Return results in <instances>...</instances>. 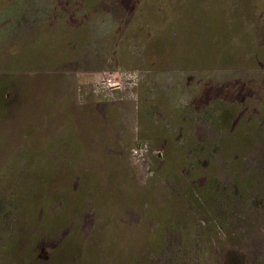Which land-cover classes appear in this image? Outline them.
Instances as JSON below:
<instances>
[{"label":"rangeland","instance_id":"374dc122","mask_svg":"<svg viewBox=\"0 0 264 264\" xmlns=\"http://www.w3.org/2000/svg\"><path fill=\"white\" fill-rule=\"evenodd\" d=\"M261 110L264 0H0V197L22 216L17 229L10 213L1 221L0 264H264V202H248L264 195L263 142L247 165L263 182L241 199L195 180L190 149L223 134L210 115L250 118L254 132ZM143 128L169 136V154ZM210 163L207 177L232 185L220 157ZM58 181L77 204L66 194L25 218L28 199L60 198ZM193 185L220 192L216 203L169 228L165 213L186 211Z\"/></svg>","mask_w":264,"mask_h":264},{"label":"trees","instance_id":"16d2710c","mask_svg":"<svg viewBox=\"0 0 264 264\" xmlns=\"http://www.w3.org/2000/svg\"><path fill=\"white\" fill-rule=\"evenodd\" d=\"M261 111L262 112H261L260 122H262V124L259 125V127L254 132H249V130H248V132H246L243 129L244 125L246 127H250L251 130L254 126H256V125H254L252 127V124L255 120H250V118H247V121L240 123L241 120H238L235 122L234 119L232 118V119L226 121V120H224L225 117H223V121L219 122V121L215 120L216 118H215L214 114L210 115L209 119L211 118V121H213V122H210L209 119H208V121L212 124L213 127L217 128L218 132L223 131V134L218 136V137L208 136V138H207L208 146H203L205 148H202V150H201V146H198L195 144L191 146L190 149L193 152V154L197 153L199 155V158L197 161L198 167L196 170H198V168H199L198 171L200 172V174H199V176H197V178L195 180L199 181L201 179H205V180L209 179V181L207 182L208 185L213 183V186H214L213 189L218 190L220 192H221V189L223 191L225 190L224 192L226 194L228 193V195L232 189L231 187L234 186V187H236V192L234 194L237 197H239V199H241L240 198L241 194H245L249 189H250V191H249V193H250L251 189L255 190L256 187H259V185H256L255 182H263V180L261 179V176H259L260 173L256 172L258 174H255L252 171L250 172L248 170L249 167H247V165H248V160H253V156L251 154L252 151L248 148V146L250 144H252V145L256 144L257 141H259L260 143L263 142V145H264V110H261ZM244 117L246 118V116H244ZM68 127H69V125H68ZM232 137H233V139H231ZM207 147H209V148L207 149ZM213 154H216V156H213ZM218 156L220 157L221 162L225 163V165L230 170H232L234 172V177L232 178V185L228 186L227 188H224L223 186H221L222 187L221 188L219 183H215L216 181L214 179L210 180V177H207L210 175V172H211L209 169L210 165H211L210 161L212 159H216ZM166 162L172 163L170 158L168 159L167 157H166ZM191 166L193 168H195L197 165L190 162L189 167H191ZM185 168H187L186 165H185ZM241 168L243 169L242 171H241ZM52 170H53L52 168L49 169V171H50L49 174H53V177H54V176H56V174H58L57 169H55L53 171ZM53 177L51 178L52 180L54 179ZM254 177H255V182L253 180ZM185 178L186 179L190 178L191 180L194 179L193 174L190 171L185 176ZM250 180H251V188H250ZM174 181L177 184L181 183L184 185V180H182V178L180 179L178 176L174 178ZM58 182L61 184V195H60L59 199H58V196L54 197L55 194L52 191H51V194L47 193L45 191V193H42L39 196L34 194L35 196L32 199L26 198V199H28L27 206L22 208V211H24L23 215L25 218H31V217L35 218L39 206H43V207L52 206L53 204L60 202L62 199V196L66 195V194L71 196L70 199H68L69 202L66 200H62V203L65 204V202H68L72 205V202H73L72 198L75 197L74 194H76L77 192L73 191V188L69 183H67V182L62 183L61 181H58ZM88 183L86 182V185L82 186L80 189L85 188ZM23 185H24V183L22 184V187H23ZM216 185H219V186H216ZM222 185H226V184L223 183ZM185 186H187V185H185ZM193 186L196 188L195 190L190 191L189 189H187V192H186V194H187L186 196L188 197V199H186L187 205H191L190 207H188L186 209V211L182 210L181 214H179V212L177 213L176 209H178V210L181 209L180 205H177L174 207V210H172L173 214L170 213V212H172L171 208L169 209L170 211L168 210L165 213V214H167V215H165V217H167L166 222L169 223V225H168L169 228L170 227L176 228L179 221L181 222V217H183L184 214L187 215V212L190 215L189 208H190L191 213L192 212H194V214H196L197 212L202 213L201 212V208H202L201 201L202 200H204V202L207 201L209 205H213L216 203L215 198H217L219 196L220 192L218 195H215V196H212V195L206 196L201 191L200 188H198L195 185H193ZM263 187L264 186H262V188ZM256 192L257 193H255L252 196H256V195L257 196L254 199L252 198L248 201L252 207L254 206L253 201L257 197H259V199H261V201L264 202V195L258 194L259 191H256ZM70 193H73V195ZM83 194H85L87 196V195L91 194V192H89V193L84 192ZM153 201L154 200H152V202H150V203L153 204ZM1 202H4L3 197H0V213H1L0 214V224H1V221L7 222V219L4 220L3 217L6 216L7 215L6 213L8 212V213H10V216L7 215L9 217L8 221L11 224H13V229L19 228L18 227L19 222L17 224L12 222V220L14 218L22 217L18 213V208L13 209V207L12 208L4 207V206H2ZM77 202H78L77 200L73 202L74 206L77 204ZM154 203H156V202H154ZM71 205H69L68 208L70 209V211L74 212L75 207H71ZM216 216L217 215H215V217ZM123 217H125V215ZM211 217L213 218L214 216H211ZM215 220H217V219L213 218L212 222L213 223L217 222ZM25 221H29V219H27ZM183 222H184L183 224L188 228L192 226L189 223L185 224L186 221H183ZM59 225L57 223V225L52 226V231H51L49 229L50 225L48 223V224H44L43 229L51 231L50 235H54L55 233L59 232L57 230H60L62 228V225H60V226ZM194 227H196V226H194ZM2 236H3V234H0L1 238H2ZM4 239H5V237H4ZM0 242L2 243V241H0ZM12 242H13V240H12ZM12 242H11L10 238H8V240H4V246L5 247L8 246L7 248L10 250V252L14 248L13 246L15 244V243L12 244ZM0 248H1L0 250L3 249V247L1 245H0ZM3 264H19V262L17 260H6V262Z\"/></svg>","mask_w":264,"mask_h":264},{"label":"crops","instance_id":"0c3cea01","mask_svg":"<svg viewBox=\"0 0 264 264\" xmlns=\"http://www.w3.org/2000/svg\"><path fill=\"white\" fill-rule=\"evenodd\" d=\"M144 94H147V91H143L142 92V96ZM94 99H96V97ZM106 117L107 116H105L104 119H106ZM173 119H174V122H175L177 120V116L173 117ZM169 120H171V118ZM147 127L149 128L148 124H147ZM141 133H142L143 136H145L148 139V141L150 142L151 145H153L154 148L162 149V148H159V147H165L164 149L166 150V152L168 154H169V151L172 150V148L170 147L171 141L169 139L170 138L169 136H167L165 138L164 136H166V135H161V136H159L158 134L149 135V134L145 133L144 128H143ZM169 158H170V155H169Z\"/></svg>","mask_w":264,"mask_h":264},{"label":"built area","instance_id":"2783aa9c","mask_svg":"<svg viewBox=\"0 0 264 264\" xmlns=\"http://www.w3.org/2000/svg\"><path fill=\"white\" fill-rule=\"evenodd\" d=\"M140 145H142V143ZM134 153L137 155L138 154V149L134 148Z\"/></svg>","mask_w":264,"mask_h":264}]
</instances>
